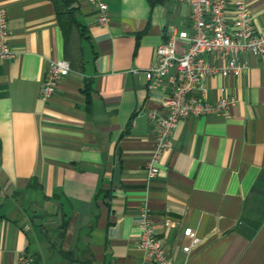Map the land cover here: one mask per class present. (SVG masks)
Segmentation results:
<instances>
[{
    "label": "crops",
    "instance_id": "obj_1",
    "mask_svg": "<svg viewBox=\"0 0 264 264\" xmlns=\"http://www.w3.org/2000/svg\"><path fill=\"white\" fill-rule=\"evenodd\" d=\"M106 1L101 26L74 0L83 66L43 100L40 82L50 61L67 60L74 28L49 0H0L14 53L0 61V264H149L138 247L144 207L176 264H264V56L245 53L236 75L202 82L207 102L233 105L183 119L148 181L170 89L149 88L144 72L167 25L191 32L190 11ZM246 4L264 30V0ZM185 228L200 239L188 254Z\"/></svg>",
    "mask_w": 264,
    "mask_h": 264
},
{
    "label": "built area",
    "instance_id": "obj_2",
    "mask_svg": "<svg viewBox=\"0 0 264 264\" xmlns=\"http://www.w3.org/2000/svg\"><path fill=\"white\" fill-rule=\"evenodd\" d=\"M97 12V23H108L106 0H85ZM190 11L191 32L179 30L175 25L166 27V41L156 50V61L144 72L149 88L168 85L170 93L163 102L164 115L156 118L155 141L150 162L146 167L147 180L157 173L160 157L172 148V135L179 123L187 117H200L213 113L225 114L232 100L207 102L202 82L212 76L236 75L245 68L241 56H264V30L256 31L252 25L246 0H175ZM179 42L184 43L182 53L177 52ZM14 57L9 43L6 12L0 8V61ZM67 61H50L40 82L38 95L47 100L56 91L59 81L70 73ZM136 73V71H133ZM151 118H155L151 115ZM142 229L138 247L149 264H176L168 256L164 244L151 226L148 209L140 214ZM182 238L186 244L182 252L188 254L200 244L191 228H185Z\"/></svg>",
    "mask_w": 264,
    "mask_h": 264
},
{
    "label": "trees",
    "instance_id": "obj_3",
    "mask_svg": "<svg viewBox=\"0 0 264 264\" xmlns=\"http://www.w3.org/2000/svg\"><path fill=\"white\" fill-rule=\"evenodd\" d=\"M55 7L58 18H63L70 26H72L76 36V44L73 46V50L70 53L66 50V58L70 65L71 70L77 71L81 70L83 66L82 53L80 47V40L84 37V28L79 25L74 16V0H49ZM163 1V0H157ZM89 84L86 89V94L88 96Z\"/></svg>",
    "mask_w": 264,
    "mask_h": 264
}]
</instances>
